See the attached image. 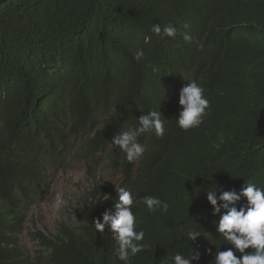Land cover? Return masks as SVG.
I'll list each match as a JSON object with an SVG mask.
<instances>
[{
	"label": "trees",
	"instance_id": "1",
	"mask_svg": "<svg viewBox=\"0 0 264 264\" xmlns=\"http://www.w3.org/2000/svg\"><path fill=\"white\" fill-rule=\"evenodd\" d=\"M185 23L190 27L185 29ZM153 24L162 32L172 24L177 35H157ZM185 32L191 41L183 38ZM147 36L157 50L150 47L136 60L138 40ZM105 69L146 80L156 75L165 80L162 90L169 98L174 84L195 80L210 102L200 127L185 131L165 123V132L175 129L173 142L184 143L186 150L166 191L168 211L159 210L142 226L148 247L136 256V264H159L162 238L165 264L177 252L198 254L197 243L220 236L217 222L226 209L214 213L206 191L218 186V196L225 190L239 192L244 181L264 187V0H0V264H28L18 250L19 220L49 183L33 171L79 158L90 168V178L101 151L124 163L112 139L127 125L138 126L129 122L137 111L136 96L115 73L103 74ZM97 116L103 130L87 139L81 131ZM224 130L229 134L213 139ZM60 152L68 155L64 161ZM148 163L143 156L141 163L124 167L129 185L144 180ZM145 185L134 193L148 189ZM115 199L112 193V213ZM74 212L85 251L94 241V221L83 204ZM192 229L202 234L189 241ZM36 235L51 242L41 232ZM55 235L66 240L59 248L67 254L62 261L76 259L66 250L80 245L82 236L64 223ZM12 243L17 249H8Z\"/></svg>",
	"mask_w": 264,
	"mask_h": 264
},
{
	"label": "clouds",
	"instance_id": "2",
	"mask_svg": "<svg viewBox=\"0 0 264 264\" xmlns=\"http://www.w3.org/2000/svg\"><path fill=\"white\" fill-rule=\"evenodd\" d=\"M189 27V24H184L185 29ZM151 31L157 35L174 37L178 30L174 25L168 24L162 32L159 24H153ZM183 38L185 41L192 40L191 35L187 32L183 34ZM138 41L141 48L135 54L136 60L142 59L144 51L150 47L157 50L156 42L150 36ZM156 70L153 68V71ZM115 76L125 81L124 84H128L136 96L137 111L134 114V120L129 122L134 124L138 121V126L130 127L129 124L126 126L127 130L116 134L112 139V143L124 153V163L121 162V157H106L111 167L118 173L116 184H113L114 187L106 189L103 182L96 181L93 173L88 178L95 183L93 189H99L101 194L104 193L103 198H98L96 195L98 192L89 190L77 199L76 205L83 204L94 221L96 231L100 234L95 255L91 260L92 264H136L134 258L137 253L148 247L143 242L145 231L142 226L152 221L159 210L168 211L169 204L165 201L168 198L166 191L169 182L182 168V155L186 150L184 143L173 142L176 139L175 129H169L168 132H165L168 130L165 123H177L185 131L196 128L204 122V115L208 116L206 110L210 103L204 94V88L195 80L174 84L172 88L175 89V92L172 98L165 99L159 96L167 93V91L162 90V86H165V80L156 75H152L155 78H147L146 80L140 77L131 78L122 72L115 71ZM132 81L135 83L134 86L130 85ZM150 94L154 95L153 99L149 98ZM174 100L177 101V105L174 104ZM103 125L101 117L97 116V119L89 122L86 130L81 132L85 138L90 139L97 132L103 130ZM227 134L229 133L224 130L213 139ZM138 138L142 140V143L139 142ZM220 146H217L216 149ZM98 154H103V152ZM143 156L149 159L150 172L146 177L144 176L142 182L136 181L129 185L126 180L127 175L122 173L124 167L141 163ZM59 157L64 161L68 155L60 152ZM56 169L60 168L51 169L47 167L45 171L41 173L33 171V174H42L46 178H51L50 171ZM159 175L162 176V179L151 180ZM136 177L139 178L140 175ZM145 184L149 187L148 189L145 188L138 195L134 193L136 189L139 190ZM217 191L218 186L205 192L207 201L211 204L214 213H221V207L226 209L220 214L217 222V232L220 236H213L209 240V242L216 241V252L209 254L200 251L197 254L192 250V254L187 257L177 252L168 257L165 264H264V187L254 181H244L239 192L225 190L220 192L218 196ZM112 193L118 198L115 199L116 210L114 213L108 204ZM89 196L91 198L87 199ZM242 197L243 204L238 206L237 202ZM218 200L224 203L218 204ZM136 202H142L145 206L134 204ZM133 211L140 212V216L137 218ZM27 219L25 212L24 219L19 220V224L23 226L22 233L26 228L25 220ZM136 223L140 225L139 230H137ZM70 229L76 230L82 236V243L76 245L74 249H67L66 251L70 254L76 253V259H79L86 248L85 235L79 229ZM38 232L44 234L43 231L37 230L32 232V235L39 247L32 251L18 247V250L23 252L21 255L27 259L28 264H74L76 259L68 262L62 261L67 254L65 251H59V248L66 246L65 239L54 234L49 236L44 234L51 241L46 243L36 235ZM201 234V232L192 229L187 231V238L192 241ZM20 236L21 233L17 238ZM113 239L117 242V248L114 246ZM83 242L85 245H82ZM111 242L113 247H111ZM159 245L162 257L165 252L164 244L159 242ZM222 245H229V247L222 250ZM7 247L8 249L16 248L13 243L8 244ZM208 251L211 252V249ZM160 258L157 260L159 264H163ZM151 263L155 264L154 260Z\"/></svg>",
	"mask_w": 264,
	"mask_h": 264
},
{
	"label": "rangeland",
	"instance_id": "3",
	"mask_svg": "<svg viewBox=\"0 0 264 264\" xmlns=\"http://www.w3.org/2000/svg\"><path fill=\"white\" fill-rule=\"evenodd\" d=\"M96 159L97 165L93 166L96 181L103 182L106 189H111L113 184H116L118 173L111 167L104 154H100ZM88 168L86 163L78 158L71 160L66 167L50 171L52 189L39 205L27 209L28 221L19 241L21 247L28 251L39 247L32 235V232L37 230L49 236L58 231L61 223H66L71 228L80 225L72 210L77 204V199L93 190L95 186L94 181L87 176Z\"/></svg>",
	"mask_w": 264,
	"mask_h": 264
},
{
	"label": "bare ground",
	"instance_id": "4",
	"mask_svg": "<svg viewBox=\"0 0 264 264\" xmlns=\"http://www.w3.org/2000/svg\"><path fill=\"white\" fill-rule=\"evenodd\" d=\"M110 70H111V69H108L107 71H106V69L103 70V74H104V73H107V74H114V73H115V71H110ZM108 72H109V73H108ZM180 74H181V69H180V71H178V72L176 73V76H177V77H180ZM130 85H133V86H134L135 83L132 81V82H130ZM159 96H161V97H163V98H165V99H168V98H169V96H168L167 93H166V94H161V95H159ZM153 97H154V95L150 94L149 98L153 99ZM39 105H40V103L37 102L36 107H39ZM176 105H177V104H176ZM180 108H181V107H180ZM37 112H38V111H37ZM206 119H207V116L204 115V117H203V121H205ZM200 126H201V124H200L198 127H200ZM69 163H70V161H69ZM69 163H68V164H69ZM68 164H67V165H68ZM96 164H97V162H96V163H93L91 169H93V166L96 165ZM67 165H65V166H63V167H66ZM60 167H61V166H58V164H56L55 167H49V168H51V169H55V168H60ZM61 168H62V167H61ZM51 189H52V181H51V178H49V183H48L47 187H46L44 190H42V191L37 195L35 203H33V204H31V205H27L25 212L27 211V209H28L29 207H34V206L39 205V203L41 202V200L46 196V194H47ZM93 191H94V190H93ZM100 196H101V198H103L104 193H103L102 195L98 194V197H100ZM90 198H91V197H90ZM207 203L210 204L208 201H207ZM210 205H211V204H210ZM75 208H77V205L73 208L72 213L77 217V219H78V221H79V217H78V215L74 212V209H75ZM27 221H28V219L25 220V223H27ZM79 223H80V222H79ZM61 224H62V223H61ZM64 224H66V223H64ZM66 225H67V224H66ZM67 226H69V225H67ZM79 226H80V225H79ZM79 226H78V227H79ZM69 227L71 228V226H69ZM57 233H58V231H57L55 234H57ZM21 234H22V232H21ZM55 234H54V235H55ZM99 236H100L99 232L96 231V234H95V237H94V241L92 242V244L90 245V247H89L87 250H85V251L83 252L82 257H81L80 261H79L77 264H92V263H91V260L93 259L94 255H95V250H96V248H97V240L100 239ZM113 238H114V237H113ZM19 241H20V237L18 238V244L20 245ZM165 241H166V239L162 238V239L160 240V243H163V244H164ZM113 242L115 243L114 246L117 248L118 245H117L116 240L113 239ZM216 246H217V245H216V241H213V242H205L204 244L197 243V244L195 245V247H196L197 249H199L200 251H202V252H204V253H209V254H212V253L216 252ZM20 247H21V245H20ZM111 247H113V243H112V242H111ZM225 247H229V245H222V246H221L222 250H223V248H225ZM101 248H102V247H101ZM209 249H211V252L208 251ZM139 253H141V252H139ZM139 253H137V255H138ZM137 255H136V256H137ZM136 256H135V258H134V263L137 262V257H136Z\"/></svg>",
	"mask_w": 264,
	"mask_h": 264
}]
</instances>
